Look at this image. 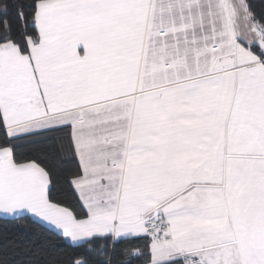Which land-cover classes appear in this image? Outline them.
Wrapping results in <instances>:
<instances>
[{"label":"snow or ice","instance_id":"1","mask_svg":"<svg viewBox=\"0 0 264 264\" xmlns=\"http://www.w3.org/2000/svg\"><path fill=\"white\" fill-rule=\"evenodd\" d=\"M0 264H264V6L0 0Z\"/></svg>","mask_w":264,"mask_h":264},{"label":"trees","instance_id":"2","mask_svg":"<svg viewBox=\"0 0 264 264\" xmlns=\"http://www.w3.org/2000/svg\"><path fill=\"white\" fill-rule=\"evenodd\" d=\"M253 3L258 10L264 6V0H253Z\"/></svg>","mask_w":264,"mask_h":264}]
</instances>
